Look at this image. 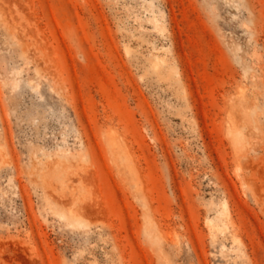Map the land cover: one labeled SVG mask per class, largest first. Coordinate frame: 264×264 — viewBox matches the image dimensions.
<instances>
[{"label":"rangeland","instance_id":"rangeland-1","mask_svg":"<svg viewBox=\"0 0 264 264\" xmlns=\"http://www.w3.org/2000/svg\"><path fill=\"white\" fill-rule=\"evenodd\" d=\"M0 264H264V0H0Z\"/></svg>","mask_w":264,"mask_h":264}]
</instances>
